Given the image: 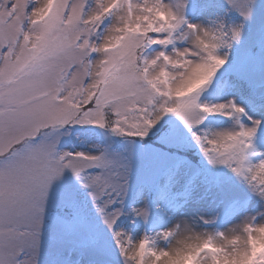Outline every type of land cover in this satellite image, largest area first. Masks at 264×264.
<instances>
[{"label": "snow or ice", "instance_id": "6c2138e0", "mask_svg": "<svg viewBox=\"0 0 264 264\" xmlns=\"http://www.w3.org/2000/svg\"><path fill=\"white\" fill-rule=\"evenodd\" d=\"M189 8L207 11L203 0H0V264H264V211L204 234L165 218L196 180L173 191L183 164L170 166L169 149L198 147L264 200V0H226L235 18L208 24ZM209 89L225 98H202ZM213 114L227 126L210 127ZM76 125L122 140L68 147Z\"/></svg>", "mask_w": 264, "mask_h": 264}, {"label": "rangeland", "instance_id": "374dc122", "mask_svg": "<svg viewBox=\"0 0 264 264\" xmlns=\"http://www.w3.org/2000/svg\"><path fill=\"white\" fill-rule=\"evenodd\" d=\"M226 4V0H220ZM193 20H199L203 24H208L210 20L216 19L217 16H213L208 11L203 14L198 11H193L192 8L188 9L187 13ZM236 14H234L235 16ZM232 14L227 18L233 19ZM223 18V15H219ZM226 20V19H225ZM211 89L206 90L202 94V98L207 97L210 101L215 102L218 99H224V92L217 91L209 95ZM252 107L251 104H249ZM210 127L227 126L223 122L228 121L229 118L220 116L219 114H213ZM177 126L180 134L184 137H189L190 134L184 129L183 125L175 117H172V121ZM209 121H205L204 125H208ZM201 125V126H204ZM74 131L70 137L65 138V145L68 147L75 146L82 149L96 150L92 147L94 144H108L112 143L118 146L122 140L121 137L110 133L108 129H100L94 125H76L73 126ZM160 141L157 140L158 144ZM170 152H174L175 155L171 157L169 164L175 168L177 164H183L179 172V181L173 189L174 192H182L183 186L189 180L196 176L194 195L186 202L183 196L177 197L180 207L176 209L166 210L165 218L168 216H176L180 219H187L190 222L194 221L198 229L204 230H224L227 227L234 226L242 222L245 215H256L257 212L264 211V200L251 192L247 184L241 182L230 169L223 166L210 165L203 154L196 146L183 147L178 149H169ZM182 158V160H181ZM198 174V175H197ZM217 181L222 182L224 190L221 191L217 186ZM233 201H239L243 208V212L230 211V205ZM204 219L214 218L211 223L205 224L200 217ZM257 219H260L257 216ZM175 220H170L169 223H174ZM129 223H131L129 221ZM159 227H149L147 230L150 234L155 235L159 231ZM145 229L141 228L139 234L143 235ZM133 232V235H136ZM158 244L164 245V241H157Z\"/></svg>", "mask_w": 264, "mask_h": 264}, {"label": "trees", "instance_id": "16d2710c", "mask_svg": "<svg viewBox=\"0 0 264 264\" xmlns=\"http://www.w3.org/2000/svg\"><path fill=\"white\" fill-rule=\"evenodd\" d=\"M203 3L207 5V11L213 16L223 15V18L227 20V18L231 15L226 13V4L223 1L203 0ZM232 16L235 18L234 14H232Z\"/></svg>", "mask_w": 264, "mask_h": 264}, {"label": "clouds", "instance_id": "9594fccd", "mask_svg": "<svg viewBox=\"0 0 264 264\" xmlns=\"http://www.w3.org/2000/svg\"><path fill=\"white\" fill-rule=\"evenodd\" d=\"M179 222H180V221H176V222H174V223H179ZM189 223L192 225L193 229H194L196 232H199V233H201V234H204L205 230H204V229H198V228L196 227V225H195V222H193V221L190 222V221H189ZM187 235H188V234L185 233V232H183V231L178 232L176 238H175L173 241H171V243L169 244V246H170V247H174V246H176L180 241H183V240L186 238Z\"/></svg>", "mask_w": 264, "mask_h": 264}]
</instances>
